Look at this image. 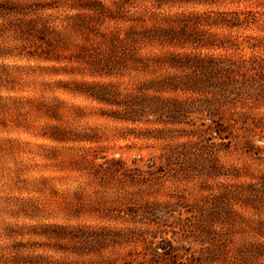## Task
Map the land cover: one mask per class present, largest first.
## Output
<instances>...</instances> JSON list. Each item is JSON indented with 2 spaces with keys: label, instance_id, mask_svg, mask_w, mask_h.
<instances>
[{
  "label": "rangeland",
  "instance_id": "374dc122",
  "mask_svg": "<svg viewBox=\"0 0 264 264\" xmlns=\"http://www.w3.org/2000/svg\"><path fill=\"white\" fill-rule=\"evenodd\" d=\"M0 264H264V0H0Z\"/></svg>",
  "mask_w": 264,
  "mask_h": 264
}]
</instances>
